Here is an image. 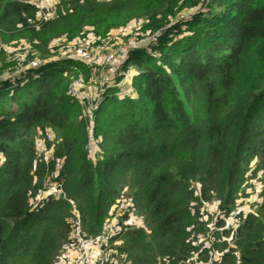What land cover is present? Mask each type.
Listing matches in <instances>:
<instances>
[{
	"label": "trees",
	"instance_id": "16d2710c",
	"mask_svg": "<svg viewBox=\"0 0 264 264\" xmlns=\"http://www.w3.org/2000/svg\"><path fill=\"white\" fill-rule=\"evenodd\" d=\"M62 5L64 11L36 22L35 30L29 27L37 19L30 0H0V43L28 33L42 52L52 39L75 36L84 26L95 29L119 17L96 35L121 26L133 17L128 9L151 19L161 14L152 30L164 31L156 44L131 50L116 70L133 63L131 90L120 83L122 74L109 77L90 115L85 101L67 94L73 58L22 64L0 77V264H54L69 241L73 204L92 234L120 197L144 219V227L120 235L122 264H177L198 252L192 243L206 228L199 220L203 202L221 200L230 210L253 159L264 175V0ZM168 7L170 15L175 8L185 13L167 21ZM5 64L1 55L0 76ZM46 129L55 138L47 162L36 158L33 137L34 130ZM91 140L99 151L94 161ZM55 172L66 198H49L32 210L30 197ZM235 238L231 251L243 264L264 262V190Z\"/></svg>",
	"mask_w": 264,
	"mask_h": 264
},
{
	"label": "built area",
	"instance_id": "2783aa9c",
	"mask_svg": "<svg viewBox=\"0 0 264 264\" xmlns=\"http://www.w3.org/2000/svg\"><path fill=\"white\" fill-rule=\"evenodd\" d=\"M30 1L37 9V19L39 22L53 20L57 16V6L60 0ZM75 54L83 63H87L92 58L91 52L83 48H77ZM74 59L77 58L74 57ZM31 62L32 67L37 66L36 62ZM115 75L121 76V84L127 83L130 85L131 74H128V72H117ZM106 80H103L101 83L98 94L102 91ZM79 81L78 77L72 80L67 94L77 101H85L91 112L97 108V104L95 103L96 98H93L87 92H81L78 88ZM42 138L43 140H39L37 144L35 143L36 158L47 162L51 157L54 147V134L52 130L47 129L42 134ZM2 162L3 159L0 155V165ZM58 169L59 162L56 164V170ZM263 177V170L257 168V166H248L244 173L245 194L239 195L230 210L227 211L223 207L219 210L218 216L215 219H221L222 223L218 226L214 225V222L207 223L206 216L202 212L200 213L199 220L206 222V228L204 229L205 231H198L196 233V241L192 243L198 249V252L197 254H189L185 260H181L177 264H229L227 262L229 256L235 258L232 264H243L238 252H232L231 250L236 249L235 234L238 227L244 222L248 214H254L262 203L264 190ZM49 198L56 200L66 198L62 179L56 175V172L50 174L43 185L30 197L29 207L32 210H37ZM126 200L128 201L124 204L123 202ZM210 203H213V200ZM133 211L131 200L122 197V203L114 212L105 215L100 231L95 234H89L82 228L80 218L78 213H76L69 233V241L64 246L61 256L54 264H122L125 255L116 248L123 244L120 235L128 229L144 227V219L137 216ZM124 213L129 214L131 220L127 222L129 226L122 225L121 230L118 218ZM225 230L230 232L228 237L222 235ZM224 242H226L225 245L223 244ZM198 245H201V248ZM258 264H264V262Z\"/></svg>",
	"mask_w": 264,
	"mask_h": 264
},
{
	"label": "rangeland",
	"instance_id": "374dc122",
	"mask_svg": "<svg viewBox=\"0 0 264 264\" xmlns=\"http://www.w3.org/2000/svg\"><path fill=\"white\" fill-rule=\"evenodd\" d=\"M110 1H119V0H98V2H110ZM208 1V0H207ZM127 5V1H126ZM167 5H164L161 8L162 11H165ZM63 9L62 0L59 3L58 9ZM173 15H170L172 9L170 7L167 8V21H172L178 15L185 13V9H181L180 11L175 8L173 9ZM128 16H133L129 19L126 23L121 26L111 28L110 30H106L105 32H101L99 35H96L99 28L103 27L107 23L116 22L121 17L114 21H107L104 24H101L98 28L91 26H84L82 27L81 31L77 33L75 36H70L67 34L59 35L56 38L52 39L49 44L42 50V52L36 47L39 43L36 40L30 41V35L28 33H24L21 38H18L11 42H3L0 43V57L4 58V62L9 63V67L5 68V72L1 74L2 76L9 75L7 72L10 70H16L18 68H24L25 66H30L31 61L36 62L37 66L39 64H43L45 61H57L61 58H77L76 63L70 64L68 70L72 72L71 79L74 80L78 77L80 79L78 88L80 91H84L89 93L93 98L97 97L99 87L103 80L112 77V80L115 77H119L120 75L116 76V70L118 68H122L123 64L126 62L129 52L137 47H146L148 45L156 44V37L158 34L164 29L159 30H152L154 26L158 23L157 20L161 18V14L155 15L152 19L148 17V15H138V11H134L132 9H128L127 13ZM35 18L34 21L29 22L30 28H35L37 30L38 25ZM153 36V38H152ZM155 38V40H154ZM34 46V47H33ZM77 48H83L92 54V58L84 64L79 62V58L75 54V50ZM14 61H16V65H14ZM42 61V62H41ZM28 62L30 65H28ZM40 62V63H39ZM80 63V64H77ZM22 64H26L25 66H20ZM127 68L124 72H128V74H132L135 67L132 62H127ZM81 68H78V67ZM119 72L120 69H119ZM123 72V73H124ZM77 76V77H76ZM72 82V81H71ZM131 90L130 85L125 83L123 88ZM85 111L90 115L91 112L89 111V107L87 104L85 105ZM85 114V113H84ZM47 130V129H46ZM45 130V131H46ZM44 131V132H45ZM44 132L41 131H33L34 142L37 144L39 140H43L42 134ZM55 139V138H54ZM53 139V144H54ZM92 141V142H91ZM89 141L87 145L89 156L93 159L92 161L96 160L98 156L96 155L99 151L94 152V145L96 140ZM99 142V141H98ZM256 159L250 161L247 166H257ZM264 182V177L262 179ZM244 181L238 191L236 199L239 195L245 194L244 188ZM198 187V185H195ZM125 190V189H124ZM122 190V191H124ZM126 192V191H125ZM124 192V193H125ZM122 193V192H121ZM235 199V200H236ZM213 200V203L210 201ZM128 200L124 201L123 203H127ZM73 204V202H71ZM122 203V197L115 200L113 205L109 208L108 213L114 212L117 207ZM235 203V201H234ZM223 202L221 200L210 199L208 201L203 202L201 206L202 213L206 216V222L212 223L218 226L221 224V219L217 218L219 210L222 208ZM234 205V204H233ZM231 209V208H230ZM72 212L74 214L77 213L75 206L73 204ZM134 212V211H133ZM135 213V212H134ZM79 216V214H78ZM131 216L127 213L122 214L121 217L118 218V223L120 229L121 226H129L127 223L128 220L130 221ZM215 219V221H214ZM82 226V224H81ZM83 228V227H82ZM101 226L96 230L95 233L100 231ZM122 230V229H121ZM129 230V229H128Z\"/></svg>",
	"mask_w": 264,
	"mask_h": 264
},
{
	"label": "crops",
	"instance_id": "0c3cea01",
	"mask_svg": "<svg viewBox=\"0 0 264 264\" xmlns=\"http://www.w3.org/2000/svg\"><path fill=\"white\" fill-rule=\"evenodd\" d=\"M96 142H95V144H93L94 145V150H97V146H96Z\"/></svg>",
	"mask_w": 264,
	"mask_h": 264
}]
</instances>
